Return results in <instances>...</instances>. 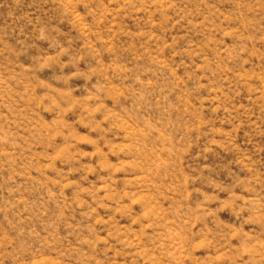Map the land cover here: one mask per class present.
<instances>
[{
    "label": "rangeland",
    "instance_id": "rangeland-1",
    "mask_svg": "<svg viewBox=\"0 0 264 264\" xmlns=\"http://www.w3.org/2000/svg\"><path fill=\"white\" fill-rule=\"evenodd\" d=\"M0 264H264V0H0Z\"/></svg>",
    "mask_w": 264,
    "mask_h": 264
}]
</instances>
